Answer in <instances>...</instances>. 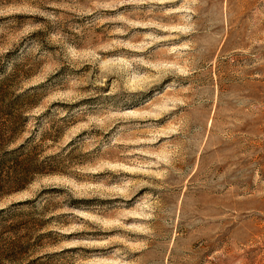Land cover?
Listing matches in <instances>:
<instances>
[{
  "label": "rangeland",
  "instance_id": "374dc122",
  "mask_svg": "<svg viewBox=\"0 0 264 264\" xmlns=\"http://www.w3.org/2000/svg\"><path fill=\"white\" fill-rule=\"evenodd\" d=\"M0 264H264V0H0Z\"/></svg>",
  "mask_w": 264,
  "mask_h": 264
}]
</instances>
